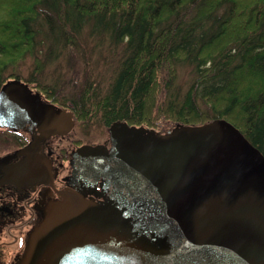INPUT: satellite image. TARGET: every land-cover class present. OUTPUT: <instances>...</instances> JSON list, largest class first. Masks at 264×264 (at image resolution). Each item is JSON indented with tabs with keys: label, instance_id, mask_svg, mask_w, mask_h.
<instances>
[{
	"label": "water",
	"instance_id": "water-1",
	"mask_svg": "<svg viewBox=\"0 0 264 264\" xmlns=\"http://www.w3.org/2000/svg\"><path fill=\"white\" fill-rule=\"evenodd\" d=\"M65 134L72 113L27 83L0 86V127ZM72 171L103 198L50 203L17 264H264V156L231 123L147 129L115 121ZM31 147H23L24 154ZM18 170L28 169L26 158Z\"/></svg>",
	"mask_w": 264,
	"mask_h": 264
},
{
	"label": "trees",
	"instance_id": "trees-1",
	"mask_svg": "<svg viewBox=\"0 0 264 264\" xmlns=\"http://www.w3.org/2000/svg\"><path fill=\"white\" fill-rule=\"evenodd\" d=\"M85 29L106 41L111 67L104 75L88 65L79 87L58 98L56 85L36 78L39 54L58 58ZM11 79L35 84L84 126L160 130L224 119L264 156V0H0V86Z\"/></svg>",
	"mask_w": 264,
	"mask_h": 264
},
{
	"label": "flooded vegetation",
	"instance_id": "flooded-vegetation-1",
	"mask_svg": "<svg viewBox=\"0 0 264 264\" xmlns=\"http://www.w3.org/2000/svg\"><path fill=\"white\" fill-rule=\"evenodd\" d=\"M38 92L45 103L65 108L72 113L73 127L65 134L42 138L34 126L24 129L0 127V264H17L32 227L42 219L50 203L62 201L67 194L77 193L86 199L107 198L100 187L102 179L93 184L72 171L73 154L84 144L109 145L108 127L101 143L81 142L73 137L77 118L68 106L52 102ZM50 100V101H49ZM31 144L24 154L18 152ZM26 158L28 169L18 170L17 164Z\"/></svg>",
	"mask_w": 264,
	"mask_h": 264
},
{
	"label": "rangeland",
	"instance_id": "rangeland-1",
	"mask_svg": "<svg viewBox=\"0 0 264 264\" xmlns=\"http://www.w3.org/2000/svg\"><path fill=\"white\" fill-rule=\"evenodd\" d=\"M56 52H59V56L52 60L47 59L43 53L39 54V57L43 61L41 63L42 73L37 75L36 78L42 83L56 85L58 98H64V95L70 94L79 87L85 74V68L91 67L92 70L94 69V73L107 75V71H109L112 64L110 59L113 53L106 46V41L104 42L97 37L90 36L87 29L80 33L76 47H64L63 49H58ZM106 60H109L110 63H106ZM33 66L32 60L26 58L20 64V74L27 78L33 71ZM101 77L103 78V76ZM177 77L176 85L184 90L190 79L189 67L182 65ZM72 133L73 136L71 138L74 136L80 137L81 142L90 144L101 143L106 138V128L98 126L95 123L84 126L80 121H77L75 130ZM4 150L5 146L0 143V153Z\"/></svg>",
	"mask_w": 264,
	"mask_h": 264
}]
</instances>
